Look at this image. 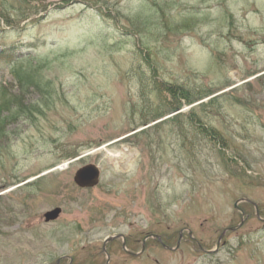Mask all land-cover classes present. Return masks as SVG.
Masks as SVG:
<instances>
[{"label":"rangeland","instance_id":"374dc122","mask_svg":"<svg viewBox=\"0 0 264 264\" xmlns=\"http://www.w3.org/2000/svg\"><path fill=\"white\" fill-rule=\"evenodd\" d=\"M3 93L0 264H264V0H0Z\"/></svg>","mask_w":264,"mask_h":264},{"label":"trees","instance_id":"16d2710c","mask_svg":"<svg viewBox=\"0 0 264 264\" xmlns=\"http://www.w3.org/2000/svg\"><path fill=\"white\" fill-rule=\"evenodd\" d=\"M30 1V0H29ZM167 90L169 92V95L172 97V100L175 101V107H181L183 103L192 104L196 101L201 100L203 97L210 95L213 93V90H196L191 89L189 87H185L182 85H177L170 83L167 86ZM14 104H19L18 106L12 107ZM202 106L205 105V103H201ZM7 111V114L2 115V112ZM30 109H24L22 105L18 102L17 96L13 98H8V95L3 93V97L0 99V138L8 136L10 133L9 129H7L8 123L15 118L20 117L22 115H28L30 114ZM205 131V130H204ZM207 133V131H205ZM209 136H212V134H208Z\"/></svg>","mask_w":264,"mask_h":264},{"label":"water","instance_id":"95a60500","mask_svg":"<svg viewBox=\"0 0 264 264\" xmlns=\"http://www.w3.org/2000/svg\"><path fill=\"white\" fill-rule=\"evenodd\" d=\"M100 178H101V170H100L99 166H97L94 163H88V164L83 165L74 174V182L81 188H91V187H94V186L98 185L99 182H100ZM240 201H247V202H250V203L254 204V206L257 209V216L260 217L259 212H258V206H257L256 202H254L253 200H251L249 198H241L240 200H238V202H240ZM235 206L237 207V204ZM62 211H63L62 207H60V206L54 207V208H52L50 210H47L43 214V216L45 218V221L46 222L55 221L56 219H58L60 217ZM243 223H244V219L241 220L240 224L237 227H227L225 229V231L219 237V241L222 239V237H223V235L225 234L226 231L235 230L238 227L242 226ZM189 235L192 237V232L191 231L189 232ZM115 237L116 236H111V237L106 238V240L104 242V245H103V251L107 254L108 259H109V253L107 251L106 245H107L108 242L112 241ZM149 237H155V238H158L161 241V237L158 236V235H148L146 237V239L149 238ZM181 237H182V233H181V236L179 238L177 246L175 248H173V249L178 248L179 243L181 241ZM163 245L166 248H170L169 246H167L165 244H163ZM218 245H219V242H218ZM123 247H124L125 250H127L125 242H123ZM144 247H145V240H144L143 248H142V250L140 252L134 253V252H131L129 250H127V252H129L130 254H133V255H139L140 253L143 252ZM208 252L211 253L212 251L209 250Z\"/></svg>","mask_w":264,"mask_h":264},{"label":"flooded vegetation","instance_id":"af4514ba","mask_svg":"<svg viewBox=\"0 0 264 264\" xmlns=\"http://www.w3.org/2000/svg\"><path fill=\"white\" fill-rule=\"evenodd\" d=\"M44 222H46V221H44ZM46 223H48V222H46ZM148 236V235H147ZM147 236H145V238L147 237ZM145 238H144V240H145ZM143 240V241H144ZM127 241V238H125V236H124V242H126ZM60 263V260H58V264Z\"/></svg>","mask_w":264,"mask_h":264}]
</instances>
